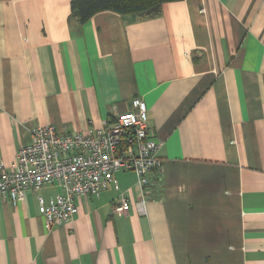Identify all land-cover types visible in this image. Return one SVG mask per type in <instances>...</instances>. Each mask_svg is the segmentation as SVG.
<instances>
[{
  "label": "crops",
  "instance_id": "crops-1",
  "mask_svg": "<svg viewBox=\"0 0 264 264\" xmlns=\"http://www.w3.org/2000/svg\"><path fill=\"white\" fill-rule=\"evenodd\" d=\"M161 10L78 24L70 0H0V161L36 125L90 134L140 97L164 162L143 214L132 171L49 229L37 196L59 187L0 199V264H264V0Z\"/></svg>",
  "mask_w": 264,
  "mask_h": 264
},
{
  "label": "built area",
  "instance_id": "built-area-1",
  "mask_svg": "<svg viewBox=\"0 0 264 264\" xmlns=\"http://www.w3.org/2000/svg\"><path fill=\"white\" fill-rule=\"evenodd\" d=\"M131 104L132 110L114 113L90 134L62 133L50 123L32 127L30 141L19 147L14 161H0V199L16 205L26 190L59 187L48 201L37 196L49 229L71 221L79 211L77 199L105 190L116 172L133 171L141 196L136 207L145 213L144 191L160 182L164 162L158 155L161 143L148 128L145 101L133 97ZM117 202L120 211L128 210L123 192Z\"/></svg>",
  "mask_w": 264,
  "mask_h": 264
},
{
  "label": "trees",
  "instance_id": "trees-1",
  "mask_svg": "<svg viewBox=\"0 0 264 264\" xmlns=\"http://www.w3.org/2000/svg\"><path fill=\"white\" fill-rule=\"evenodd\" d=\"M170 1L179 0H70L69 22L74 19L76 23L83 24L94 13L103 10L114 11L123 16L154 18L161 15L162 3Z\"/></svg>",
  "mask_w": 264,
  "mask_h": 264
}]
</instances>
